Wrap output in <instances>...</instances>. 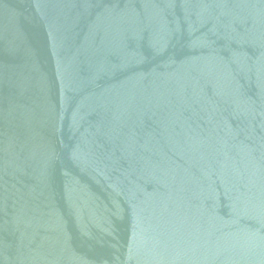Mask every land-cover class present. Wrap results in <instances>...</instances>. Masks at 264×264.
<instances>
[{
  "label": "water",
  "instance_id": "95a60500",
  "mask_svg": "<svg viewBox=\"0 0 264 264\" xmlns=\"http://www.w3.org/2000/svg\"><path fill=\"white\" fill-rule=\"evenodd\" d=\"M0 264H264V0H0Z\"/></svg>",
  "mask_w": 264,
  "mask_h": 264
}]
</instances>
